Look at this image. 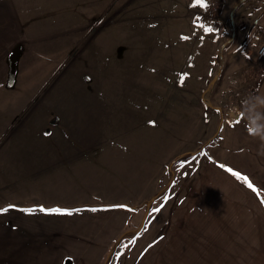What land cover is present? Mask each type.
Segmentation results:
<instances>
[{
  "label": "rangeland",
  "instance_id": "rangeland-1",
  "mask_svg": "<svg viewBox=\"0 0 264 264\" xmlns=\"http://www.w3.org/2000/svg\"><path fill=\"white\" fill-rule=\"evenodd\" d=\"M75 1L73 23H52L32 62L10 61L15 74L0 88V242L25 241L23 264L47 253L44 262L58 264L65 255L77 264H264L263 221L245 183L264 187V141L246 129L258 128L247 116L264 98L255 38L264 30L254 27L264 0L237 10L243 45L224 52L214 84L233 33L228 0L208 22L203 5L194 18L193 0ZM210 160L253 177L219 181L207 175ZM38 204L92 210L26 211ZM232 217L246 234L229 249L217 242L218 259L215 237Z\"/></svg>",
  "mask_w": 264,
  "mask_h": 264
},
{
  "label": "crops",
  "instance_id": "crops-1",
  "mask_svg": "<svg viewBox=\"0 0 264 264\" xmlns=\"http://www.w3.org/2000/svg\"><path fill=\"white\" fill-rule=\"evenodd\" d=\"M105 1L106 0H89L87 4H88V6L93 5L95 7L101 6V4H102V6L104 7ZM52 2H54V3H52ZM75 2H76L75 0H73V1L72 0H0V88H3V89L8 88L9 89L11 74H15L11 70L10 61L12 62V60H13L14 64H17V61H18V64L25 63L26 60H28V62L29 61L32 62L30 59L33 58L34 56H36L34 47L39 44L38 43V42H40L39 38H42L41 36L45 33L57 31L56 28L54 30H51V28H49L52 23H56V24L62 23V24H66V25L73 23L72 18L70 19L69 10L72 8V6L74 5ZM237 2H238V0H228V5L230 6V9L234 8V6ZM51 4L55 5L52 8V12L51 13L48 12V13L44 14L43 13L44 11H41V10L47 9L49 11L51 8ZM193 4L198 7L196 9V14H194V18H195L196 15H198L199 13H202V10L204 12L205 9H203V8L208 7V0H205L204 4H198L196 2V0H193L192 3L190 2V4H189L191 6V8H194ZM202 5H203V8L201 7ZM225 6H226V1L224 2V5H223L224 9H225ZM207 10H208V8H207ZM262 11H264V6L260 7L258 14ZM43 16H45V17L42 18ZM39 18L42 20L40 21ZM262 18H263V15H262ZM222 19H224V18H222ZM260 20H261V22L258 21L259 23L257 22V24H255L254 27L256 26V28L259 27V28H262L261 30H264V19H260ZM236 26H237V24H236ZM263 33H264V31H262V33H259L255 36V38H257L259 40V43H260L259 48L261 46H264V41H262V40H264V39H262L264 37ZM238 35H239V31H238V33L236 32V39L234 42L237 41ZM236 43L237 44H235V46H238V45L242 46L243 45L241 43V40H239ZM28 48H29V52L26 53V50ZM238 48H234L233 51L235 49H238ZM261 55H264V53ZM29 65H31V63ZM255 103H256L257 115L254 112L252 117L250 114L247 117H250V118L254 117L256 120H258L259 121L258 128H256V126H255L254 129L251 130L250 128H248V126L250 124L252 126V123L249 122L247 124L246 129L248 131V135H254V134L256 135L257 134V136L262 137V140L264 141V123H262V120H264V98L263 99L257 98ZM242 115L244 117H246V114L242 113ZM246 119L247 118H244V120H246ZM235 145H237V144H235ZM246 146L247 145H245V143H244L243 144L244 159H245V156L247 154V151L245 149ZM248 146L251 148L250 152L252 154L254 152L252 147H255V145L251 144V142H250V144ZM259 151L261 152L263 150L259 147ZM210 161H213L212 164L215 166V168H212L210 166L211 168L207 171L208 176L210 175V173H212L213 176H215L217 178V180H219V181L226 182L230 179H232L233 181H237L233 177V176H237V175L230 172L228 169H226V167L220 168L219 167L220 164L218 161H216V160H210ZM222 166H228V165L222 164ZM228 167H231V166H228ZM262 174H263V168L260 167L258 178H260ZM243 175L249 179H251L253 177L250 173L248 174L246 172V167L243 170ZM217 182L218 181L213 182V184L211 183V190L213 192L218 191V189L220 188L218 186ZM237 183H238V186L242 185L238 181H237ZM245 183L247 184V186L250 189V190H248V192L244 191V192H247L246 197L248 199H249V197L252 198L255 203L258 202V205H257V203H256V205L259 207V210H257L255 208L257 210V213L255 216L259 219V221H260V218H262V221H263L262 224L261 225L259 224V227H258V232H259V238L258 239H259V241H262L263 245L261 246V249L264 250V187L261 184V182H258L260 185L259 184H257L258 186L255 185V188L250 187L246 181H245ZM227 185L228 186L226 188L230 189V185L229 184H227ZM247 198H245V199H247ZM200 199H201V197H200ZM118 206L119 205H117V207ZM99 207L112 208L110 205H105V204L100 205ZM45 208H48V207H45V205H43V204L28 206V209H32L31 212L40 211V210L45 211L44 210ZM51 208L68 209L69 210L68 212H71V211H76L79 209L84 211L87 207L69 208V207H61L59 205H55ZM51 208H48V209H51ZM87 210L91 211L92 209H87ZM87 210H85V211H87ZM213 222L214 221H211V224H213ZM236 229L239 231V234L234 236V232H236ZM222 230H224L225 233H223ZM220 231L222 232V235L221 236L217 235L215 237V241H214V245H215V247H217L215 257H218V259L223 254L220 251V249H222L224 246L217 244V242H219L221 240L226 241L227 242L226 248L229 249L231 246L234 245V243L236 241H239L240 239H242L244 237V235L246 234V232L243 229L242 224L237 223V227H236V224L233 220V217L231 218V220L226 221V224L221 227ZM217 232H219V230H217ZM229 233H231V234L229 235ZM223 234H226L225 238H224ZM230 241L232 242V244L229 246ZM30 244H31V248H38L41 246V243L35 242L34 240H32L30 242ZM25 245H26V242L22 241V240L1 241L0 242V264H17V263L23 264V262L21 260L23 253L21 250L25 249ZM87 245L88 244H85L82 246L83 250H86V251L89 250ZM26 248H27V246H26ZM233 254H234V252L232 251V255ZM47 255L49 257L51 255V253H47ZM203 255H204L203 258H205L206 254L204 253ZM35 256H37V255L35 254ZM48 257L46 259H44V261L49 260ZM87 258H88V255H87ZM262 258H264V256H262L261 259ZM62 260H64L62 264H77L75 256H72V255H70V256L65 255L62 258ZM44 261L42 263V260L39 259L38 264H58L57 260H53V259H51L49 262L47 261V263ZM198 263H208V261L206 260V261H202V262H198ZM212 263L227 264V262H218V261L212 262Z\"/></svg>",
  "mask_w": 264,
  "mask_h": 264
},
{
  "label": "water",
  "instance_id": "water-1",
  "mask_svg": "<svg viewBox=\"0 0 264 264\" xmlns=\"http://www.w3.org/2000/svg\"><path fill=\"white\" fill-rule=\"evenodd\" d=\"M248 0H240L233 8L231 15H230V20H231V25H232V36L231 38L226 41L220 48L219 50V58H220V65H219V70L217 72V74L215 75L214 80L212 81L211 84H214L222 75L223 72V68H224V63H225V57H224V52L226 47L231 44L232 42H234V40L236 39V22H235V14L237 12V10L239 9V7L241 5H243L244 3H246Z\"/></svg>",
  "mask_w": 264,
  "mask_h": 264
},
{
  "label": "built area",
  "instance_id": "built-area-1",
  "mask_svg": "<svg viewBox=\"0 0 264 264\" xmlns=\"http://www.w3.org/2000/svg\"><path fill=\"white\" fill-rule=\"evenodd\" d=\"M224 0H211L209 10L207 13L208 19H215L219 15L222 10V4ZM260 54L264 53V46H262L259 50Z\"/></svg>",
  "mask_w": 264,
  "mask_h": 264
},
{
  "label": "snow or ice",
  "instance_id": "snow-or-ice-1",
  "mask_svg": "<svg viewBox=\"0 0 264 264\" xmlns=\"http://www.w3.org/2000/svg\"><path fill=\"white\" fill-rule=\"evenodd\" d=\"M196 2H197L198 4H204L205 0H196ZM207 30L210 31L211 29H207ZM229 171H233V170H232V169H229ZM234 174L237 175V176H239L241 179H245V180H247V177H246V176H243V175H242L241 173H239V172H234ZM248 183H249V186H250V187L255 188V185H253V184L251 183V181H248ZM9 207H12V206L10 205ZM44 210H45V211H48V212H68V211H69L68 209H61V208H52V209L45 208ZM4 211H7V209H6V208H0V212H4ZM26 211L31 212L32 209H26Z\"/></svg>",
  "mask_w": 264,
  "mask_h": 264
},
{
  "label": "trees",
  "instance_id": "trees-1",
  "mask_svg": "<svg viewBox=\"0 0 264 264\" xmlns=\"http://www.w3.org/2000/svg\"><path fill=\"white\" fill-rule=\"evenodd\" d=\"M229 46H230V45H229ZM229 46H228V47H229ZM194 155H195V153H194V154H191L190 156L193 157Z\"/></svg>",
  "mask_w": 264,
  "mask_h": 264
}]
</instances>
